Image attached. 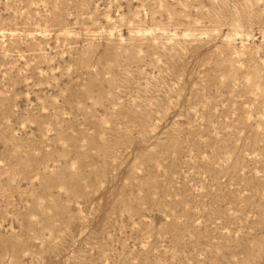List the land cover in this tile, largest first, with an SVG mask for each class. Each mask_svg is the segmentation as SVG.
I'll list each match as a JSON object with an SVG mask.
<instances>
[{"label":"rangeland","instance_id":"obj_1","mask_svg":"<svg viewBox=\"0 0 264 264\" xmlns=\"http://www.w3.org/2000/svg\"><path fill=\"white\" fill-rule=\"evenodd\" d=\"M0 264H264V0H0Z\"/></svg>","mask_w":264,"mask_h":264}]
</instances>
